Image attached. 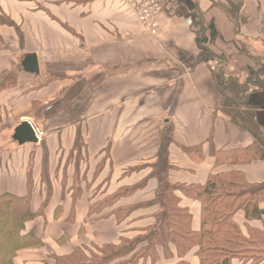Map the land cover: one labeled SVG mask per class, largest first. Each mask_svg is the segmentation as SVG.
<instances>
[{
    "label": "crops",
    "instance_id": "0c3cea01",
    "mask_svg": "<svg viewBox=\"0 0 264 264\" xmlns=\"http://www.w3.org/2000/svg\"><path fill=\"white\" fill-rule=\"evenodd\" d=\"M161 2L152 35L125 0H0V137L9 138L0 143V195L25 196L33 187L36 216L26 228L41 241L13 264H58L76 250L89 258L151 230L159 211L152 165L168 132L169 185L203 187L228 173L264 183V158L224 113L212 75L218 67L210 64L222 60L237 78L264 68V0ZM33 54L37 74L23 66ZM243 108L264 137V90L246 92ZM24 121L41 133L39 143L13 139ZM173 195L189 214V232L198 233L201 201L180 188ZM259 206L261 219L232 215L245 238L264 234V201ZM165 248L111 264H200L198 246L182 258L173 244Z\"/></svg>",
    "mask_w": 264,
    "mask_h": 264
},
{
    "label": "trees",
    "instance_id": "16d2710c",
    "mask_svg": "<svg viewBox=\"0 0 264 264\" xmlns=\"http://www.w3.org/2000/svg\"><path fill=\"white\" fill-rule=\"evenodd\" d=\"M218 62L217 70L212 73L214 82L223 96L224 92L232 96V99L224 98L222 109L231 123L251 134L256 156L264 158V137L252 113L243 108L246 92L264 90V77L247 76L241 80L227 75L223 61ZM170 140L169 132L162 136L157 160L152 165V176L158 181L153 202L159 206L154 227L134 239L101 247L89 258L76 250L66 258L56 259L58 264H111L123 259L132 262L140 256L151 255L156 246L165 248L168 244L175 246L178 258H182L192 246H198L200 264H229L233 258L256 259L264 264V234H252L245 238L231 220L238 210L244 212L247 220L261 219L263 210L259 205L264 201V183L249 185L240 174L228 173L210 178L203 187L171 186L166 182V173L170 169L167 161V145ZM46 183L50 191L49 183ZM138 187L136 185L122 193H129ZM28 188L25 196L0 195V264H13L14 257L27 245H41V241L26 228L27 222L36 216L30 211L31 186ZM179 188L202 203V227L198 233L189 232V214L177 206L173 192ZM111 201L112 197L102 199L94 205L92 213L99 212L102 206ZM26 241L30 243L22 246L21 243Z\"/></svg>",
    "mask_w": 264,
    "mask_h": 264
},
{
    "label": "built area",
    "instance_id": "2783aa9c",
    "mask_svg": "<svg viewBox=\"0 0 264 264\" xmlns=\"http://www.w3.org/2000/svg\"><path fill=\"white\" fill-rule=\"evenodd\" d=\"M125 2L128 8L133 11V13L137 16L141 25L150 34L156 35L157 18L163 11V5L161 0H125ZM34 133L37 138V143H39L41 140V133H37L35 130Z\"/></svg>",
    "mask_w": 264,
    "mask_h": 264
},
{
    "label": "water",
    "instance_id": "95a60500",
    "mask_svg": "<svg viewBox=\"0 0 264 264\" xmlns=\"http://www.w3.org/2000/svg\"><path fill=\"white\" fill-rule=\"evenodd\" d=\"M23 66L25 71L37 74L38 73V66L36 56L28 55L23 62ZM13 139H15L19 144H36L37 138L35 136L34 130L29 122L24 121L18 125V127L14 130Z\"/></svg>",
    "mask_w": 264,
    "mask_h": 264
},
{
    "label": "rangeland",
    "instance_id": "374dc122",
    "mask_svg": "<svg viewBox=\"0 0 264 264\" xmlns=\"http://www.w3.org/2000/svg\"><path fill=\"white\" fill-rule=\"evenodd\" d=\"M206 60H208L207 59V57L205 58ZM211 60H212V58H210ZM216 60V59H215ZM215 60L213 59V61H210V64H216V65H219L220 63L218 62V60H217V62H215ZM259 62V61H258ZM264 68L261 66V67H256V70H255V73L254 74H249V76H256V75H260V76H262V77H264V70H263ZM240 77L239 78H241V80H243V79H246V77H247V73H244V74H241V75H239ZM224 97L225 98H227V99H232V96H231V94H229V93H225L224 92ZM239 97V96H238ZM224 102H225V100H224ZM234 103V102H233ZM9 140V138L7 137V136H4V137H0V143L2 144V143H5L6 141H8ZM99 170V168L96 170V172ZM98 172H100V170L98 171ZM102 172V171H101ZM97 174V173H96ZM46 177H47V174H45V171H44V175H43V173L41 174V178L43 179V178H45V180H46ZM33 188V187H32ZM31 188V189H32ZM44 197L43 198H45V200L44 201H42L41 202V208H43L45 205H46V200H47V198H48V196H49V190H48V186H44ZM31 221H33V219L32 220H30V221H28L27 223H30ZM32 233H33V235L37 238V239H39V237H38V235H36L33 231H31ZM28 243H30V242H28V241H26V242H24V244H23V242L21 243L22 244V246L23 245H26V244H28ZM21 246V245H20ZM28 246V245H27ZM25 247V248H23L22 250H25V249H29V248H34V247Z\"/></svg>",
    "mask_w": 264,
    "mask_h": 264
}]
</instances>
